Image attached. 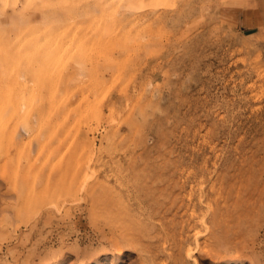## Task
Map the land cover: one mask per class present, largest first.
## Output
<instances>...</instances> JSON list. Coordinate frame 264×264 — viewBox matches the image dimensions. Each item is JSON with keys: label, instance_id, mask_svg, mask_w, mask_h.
I'll use <instances>...</instances> for the list:
<instances>
[{"label": "rangeland", "instance_id": "374dc122", "mask_svg": "<svg viewBox=\"0 0 264 264\" xmlns=\"http://www.w3.org/2000/svg\"><path fill=\"white\" fill-rule=\"evenodd\" d=\"M25 1L0 0V264H264V0Z\"/></svg>", "mask_w": 264, "mask_h": 264}, {"label": "bare ground", "instance_id": "6f19581e", "mask_svg": "<svg viewBox=\"0 0 264 264\" xmlns=\"http://www.w3.org/2000/svg\"><path fill=\"white\" fill-rule=\"evenodd\" d=\"M2 1H3V0H2ZM8 1H9V0H8ZM24 1H25V0H24ZM31 1H33V0H31ZM38 1H39V0H38ZM40 1H41V0H40ZM12 2H13V0H12ZM25 2H26V1H25ZM35 2H36V1H35ZM48 2H49V1H48ZM75 2H76V1H75ZM97 2H98V1H97ZM104 2H105V1H104ZM7 3H8V2H7ZM26 3H27V2H26ZM32 3H33V5L35 4L34 2H32ZM39 3H40V2H39ZM44 3H45V1H44ZM105 3H106V2H105ZM113 3H114V2H113ZM17 4H18V3H17ZM29 4H30V2H29ZM48 4H49V3H48ZM110 4H111V3H110ZM4 5H5V4H4ZM12 5H13V4H12ZM12 5H11V6H12ZM30 5H31V4H30ZM30 5H29V7H30ZM107 5H108V4H107ZM0 6H1V5H0ZM13 6H15V5H13ZM19 6H20V5H19ZM35 6H36V4H35ZM50 6H51V5H50ZM62 6H63V5H62ZM62 6H61V7H62ZM109 6H110V5H109ZM114 6H115V5H114ZM114 6H113V7H114ZM1 7H2V6H1ZM22 7H23V6H21V8H22ZM24 7H25V6H24ZM29 7H27V8H29ZM52 7H53V6H52ZM52 7H50V8H52ZM6 8L8 9V7H6ZM30 8H32V7H30ZM30 8H29V10H30ZM42 8H44V7H42ZM42 8H41V9H42ZM17 9H19V8H17ZM45 9L47 10L46 12H49V10H48L46 7H45ZM45 9H44V12H45ZM112 9H114V8H112ZM10 10H11V8H10ZM42 10H43V9H42ZM42 10H41V11H42ZM52 10H53V8H52ZM63 10H64V9H63ZM71 10H74V7H73V9H71ZM92 10H93V9H92ZM6 11H9V10H6ZM83 11H84V10H83ZM22 12H23V11H22ZM25 12H26V11H25ZM33 12H35V11H33ZM46 12H45V13H46ZM30 13H31V12H30ZM42 13H43V12H42ZM49 13L51 14V12H49ZM71 13H72V12H71ZM73 13H74V12H73ZM83 13H85V12H83ZM19 14H20V13H19ZM21 14H22V13H21ZM50 14H49V15H50ZM74 14H75V13H74ZM77 14H78V13H77ZM81 14H82V13H81ZM11 15H12V14H11ZM13 15H14V14H13ZM23 15H25V14H23ZM27 15H28V16H24V17H29V14H27ZM43 15H44V14H43ZM43 15H42V16H43ZM52 15H53V14H52ZM33 16H34V15H33ZM92 16H93V15H92ZM20 17H21V16H20ZM109 17H110V16H109ZM33 18H34V17H33ZM40 18H41V15H40ZM27 19H28V18H27ZM29 19H31V18H29ZM107 19H108V18H107ZM35 20H36V19H34V21H35ZM39 20H40V19H39ZM67 20H68V19H67ZM34 21L32 20V23H33ZM49 21H51V20L49 19ZM97 21H98V20H97ZM106 21H107V20H106ZM27 22H28V21H27ZM39 22H40V21H39ZM54 22H55V21H54ZM54 22H53V23H54ZM6 23H7V22H6ZM28 23H29V22H28ZM28 23H27V24H28ZM36 23H37V21L35 22V24H36ZM98 23H99V22H98ZM33 24H34V23H33ZM35 24H34V25H35ZM93 24H94V23H93ZM11 25H12V24H11ZM14 25H15V24H14ZM38 25H40V23H39ZM38 25H37V26H38ZM59 25H60V24H59ZM62 25H63V24H62ZM104 25H105V24H104ZM41 26H45V25H43V23H42ZM46 26H48V24H47ZM49 26H50V25H49ZM67 26H68V25H67ZM94 26H95V25H94ZM94 26H93V27H94ZM25 27H26V26H25ZM25 27H24V28H25ZM77 27H78V26H77ZM13 28H14V26H13ZM13 28H12V29H13ZM29 28H30V27H29ZM29 28H28V31H29ZM51 28H52V27H51ZM107 28H108V27H107ZM107 28H106V29H107ZM116 28H117V27H116ZM116 28H115V29H116ZM14 29L16 30V27H15ZM48 29H49V28H48ZM59 29H60V27H59ZM85 29H86V28H85ZM93 30H94V29H93ZM113 30H114V29H113ZM113 30H112V31H113ZM11 31H12V30H11ZM20 31H23V30H20ZM42 31L45 32V31H44V28L42 29ZM46 31H47V29H46ZM53 31H54V30H53ZM89 31H91V30H89ZM109 31H110V30H109ZM112 31H111V33H112ZM14 32H15V31H14ZM43 32H42V33H43ZM68 32H69V31H68ZM72 32H73V31H72ZM105 32H106V31H105ZM25 33L27 34L28 32H25ZM36 33H37V32H36ZM60 33H62V31H60ZM97 33H98V32H97ZM14 34H15V33H14ZM57 34H58V33H57ZM64 34H65V33H64ZM73 34H74V33H73ZM30 35H32V34H30ZM30 35H28V36H30ZM46 35H47V34H46ZM67 35H68V34H67ZM85 35H86V33H85ZM105 35L107 36V34H105ZM105 35H104V36H105ZM26 36H27V35H26ZM41 36H42V35H41ZM48 36H49V35H48ZM55 36H56V35H55ZM64 36H65V35H64ZM96 36H97V35H96ZM14 37H15V36H14ZM39 37H40V36H39ZM65 37H66V36H65ZM69 37L71 38V36H69ZM83 37H84V36L80 37V40H81V38H83ZM98 37H99V36H98ZM12 38H13V37H12ZM25 38H26V37H25ZM34 38H36V37H34ZM45 38H46V36H45ZM56 38H58V37H56ZM56 38H55V39H56ZM36 39H37V38H36ZM96 39H97V37H96ZM12 40H13V39H12ZM21 40H22V39H21ZM48 40H49V39H48ZM56 40H57V39H56ZM68 40H69V39H68ZM100 40H101V39H100ZM70 41H71V40H70ZM103 41H105V40H103ZM28 42H29V41H28ZM40 42H42V41H40ZM90 42H91V40H90ZM95 42H96V41H95ZM42 43L44 44L45 42H42ZM42 43H41V44H42ZM71 43H72V41H71ZM76 43H77V42H76ZM91 43H92V42H91ZM101 43H102V42H101ZM101 43H100V45H101ZM105 43H106V42H105ZM41 44H40V45H41ZM77 44H78V43H77ZM106 44H107V43H106ZM19 45H20V44H19ZM34 45H35V44H34ZM40 45H39V47H40ZM55 45H56V44H55ZM68 45H69V44H68ZM85 45H86V44H85ZM90 45H91V44H90ZM48 46H49V45H48ZM57 46H58V45H57ZM60 47H61V46H60ZM54 48H55V47H54ZM86 138H87V137H86ZM86 138H85V139H86ZM83 139H84V138H83ZM86 144H87V143H86ZM191 251H192V250H191ZM187 256H192L190 251L187 252ZM194 262L196 263V260H194Z\"/></svg>", "mask_w": 264, "mask_h": 264}]
</instances>
